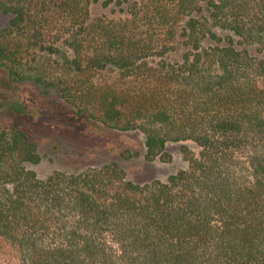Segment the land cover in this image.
I'll return each mask as SVG.
<instances>
[{
    "label": "trees",
    "instance_id": "obj_1",
    "mask_svg": "<svg viewBox=\"0 0 264 264\" xmlns=\"http://www.w3.org/2000/svg\"><path fill=\"white\" fill-rule=\"evenodd\" d=\"M122 10L102 22L91 21L90 0H0L9 18L0 34L48 53L63 46L78 73L112 66L131 79L139 61L169 48L156 33L175 35L182 18L185 51L162 57L160 84L86 82L79 99L99 106L90 116L105 126L140 132L148 162H170L168 142L190 140L199 153L181 145L188 167L144 186L115 162L40 178L27 167L41 159L37 145L2 128L0 264H264V0H139ZM21 64L15 47H0L13 83L25 81Z\"/></svg>",
    "mask_w": 264,
    "mask_h": 264
},
{
    "label": "rangeland",
    "instance_id": "obj_2",
    "mask_svg": "<svg viewBox=\"0 0 264 264\" xmlns=\"http://www.w3.org/2000/svg\"><path fill=\"white\" fill-rule=\"evenodd\" d=\"M90 1L91 21L109 22L124 17L122 7L139 0H119L125 1L119 6L115 5L117 0ZM181 19L174 24L175 35L168 28L156 33L154 37L169 48L162 56L156 53L139 61L131 79L122 78L112 66L78 73L69 64L71 54L65 52L63 46L57 53H48L40 51L32 40L23 36L0 34V47L11 46L18 50L25 76V81L13 83L5 68H0V130L5 127L19 128L37 145L41 159L37 164H27V167L34 170L38 177L46 178L53 172L78 174L115 162L125 172L126 180L140 186L154 181L164 182L170 175L186 169L188 163L180 147L185 144L198 154L200 149L194 142H168L166 151L172 155V160L148 162L144 158V137L140 132L119 131L105 126L90 116L99 113V106L79 99L80 87L86 82L117 88L160 84L155 73L162 57L167 61H177L185 51L178 36ZM8 23L9 18L0 14V30ZM62 28L60 21H54L49 26V32L56 37ZM148 35L151 36L150 32ZM60 42L57 45H61ZM79 109L83 111L78 112ZM116 191H123L122 186L111 188V192Z\"/></svg>",
    "mask_w": 264,
    "mask_h": 264
}]
</instances>
